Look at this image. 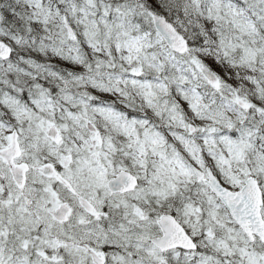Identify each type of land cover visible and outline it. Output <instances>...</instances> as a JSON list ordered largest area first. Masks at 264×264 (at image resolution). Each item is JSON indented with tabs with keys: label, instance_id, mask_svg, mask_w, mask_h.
<instances>
[{
	"label": "snow or ice",
	"instance_id": "1",
	"mask_svg": "<svg viewBox=\"0 0 264 264\" xmlns=\"http://www.w3.org/2000/svg\"><path fill=\"white\" fill-rule=\"evenodd\" d=\"M0 264H264V0H0Z\"/></svg>",
	"mask_w": 264,
	"mask_h": 264
}]
</instances>
